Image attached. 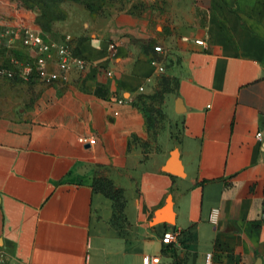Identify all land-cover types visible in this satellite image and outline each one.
I'll return each mask as SVG.
<instances>
[{"label": "crops", "instance_id": "obj_1", "mask_svg": "<svg viewBox=\"0 0 264 264\" xmlns=\"http://www.w3.org/2000/svg\"><path fill=\"white\" fill-rule=\"evenodd\" d=\"M113 2H61L88 67L0 111V264H264V0Z\"/></svg>", "mask_w": 264, "mask_h": 264}, {"label": "built area", "instance_id": "obj_2", "mask_svg": "<svg viewBox=\"0 0 264 264\" xmlns=\"http://www.w3.org/2000/svg\"><path fill=\"white\" fill-rule=\"evenodd\" d=\"M11 27L10 32L0 37V77L25 82L34 80L45 84L56 81L64 83L69 80L71 72L82 74L88 67L89 61L80 53L70 34L62 35L60 40H52L36 28L21 24ZM13 28L18 31L14 32ZM196 42L202 43L201 40ZM115 48L114 42L108 44L109 57L113 55ZM154 50L161 51V46H155ZM105 74L111 76L112 72L107 69ZM123 101L122 98H117L118 103ZM260 134L257 132L256 136L259 137ZM89 142L93 143L94 139ZM261 217L264 218V212ZM174 236L173 232H164L161 241L169 244ZM154 262V256L145 257V264H155Z\"/></svg>", "mask_w": 264, "mask_h": 264}, {"label": "rangeland", "instance_id": "obj_3", "mask_svg": "<svg viewBox=\"0 0 264 264\" xmlns=\"http://www.w3.org/2000/svg\"><path fill=\"white\" fill-rule=\"evenodd\" d=\"M8 4H14V6L21 7L24 9H31L35 11L37 16V26L39 28H36L44 35H47L46 32L50 31V27L52 26L51 18L55 19H61L65 14L67 13V10L58 7L59 1L58 0H7ZM72 2H78L85 5V8L89 11H91L93 14L98 13L101 11L104 7L106 8L108 5L106 4L107 0H67ZM113 5H111V12L113 10L120 11L122 10L121 3L122 0H113ZM115 3V4H114ZM113 6L115 9H113ZM6 17L3 14L0 13V37H3L5 34L11 31V25L8 23L7 20H4ZM2 21V22H1ZM14 32H17L18 30L16 28H13ZM64 34H70L73 37H77L75 34H72V32H65ZM61 35V37H62ZM59 37L57 40L61 39ZM75 37L73 39H75ZM50 39H54L51 37H48ZM56 40V39H54ZM15 44V43H14ZM18 82H24L20 80L15 79H7L4 77H0V111H5L11 106H15L16 103L20 100V98L23 97V92L20 90H17L15 85ZM163 89L155 90L154 92L150 93L143 101L144 109L147 114V120L148 123L152 126H155L159 120L164 118L163 109L161 108L160 102L163 98Z\"/></svg>", "mask_w": 264, "mask_h": 264}, {"label": "trees", "instance_id": "obj_4", "mask_svg": "<svg viewBox=\"0 0 264 264\" xmlns=\"http://www.w3.org/2000/svg\"><path fill=\"white\" fill-rule=\"evenodd\" d=\"M59 1V4L61 3V2H63V1H67V0H58ZM82 3V2H81ZM59 4H58V7H59ZM64 17V16H63ZM54 20H57V19H55V18H51V20L50 21H54Z\"/></svg>", "mask_w": 264, "mask_h": 264}]
</instances>
